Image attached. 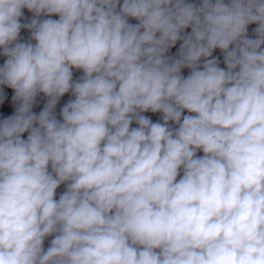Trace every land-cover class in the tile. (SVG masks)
<instances>
[{"label": "clouds", "instance_id": "clouds-1", "mask_svg": "<svg viewBox=\"0 0 264 264\" xmlns=\"http://www.w3.org/2000/svg\"><path fill=\"white\" fill-rule=\"evenodd\" d=\"M262 46L264 0H0V264H264Z\"/></svg>", "mask_w": 264, "mask_h": 264}]
</instances>
